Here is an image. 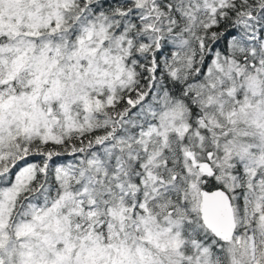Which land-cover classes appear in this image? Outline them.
I'll use <instances>...</instances> for the list:
<instances>
[{
    "label": "snow or ice",
    "instance_id": "1",
    "mask_svg": "<svg viewBox=\"0 0 264 264\" xmlns=\"http://www.w3.org/2000/svg\"><path fill=\"white\" fill-rule=\"evenodd\" d=\"M0 264H264V0H0Z\"/></svg>",
    "mask_w": 264,
    "mask_h": 264
}]
</instances>
